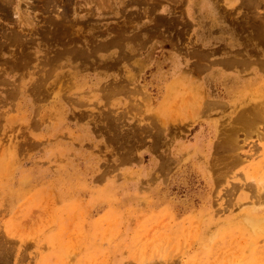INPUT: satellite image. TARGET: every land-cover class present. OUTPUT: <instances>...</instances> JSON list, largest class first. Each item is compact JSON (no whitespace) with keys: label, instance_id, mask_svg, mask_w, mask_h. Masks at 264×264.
Instances as JSON below:
<instances>
[{"label":"rangeland","instance_id":"1","mask_svg":"<svg viewBox=\"0 0 264 264\" xmlns=\"http://www.w3.org/2000/svg\"><path fill=\"white\" fill-rule=\"evenodd\" d=\"M0 82V264H264V0H0Z\"/></svg>","mask_w":264,"mask_h":264},{"label":"crops","instance_id":"2","mask_svg":"<svg viewBox=\"0 0 264 264\" xmlns=\"http://www.w3.org/2000/svg\"><path fill=\"white\" fill-rule=\"evenodd\" d=\"M196 33H195V36L198 38L197 40L199 41V42H201V43H203L204 41L203 40H205V41H208L207 40V34L208 33H204V32H201L200 30H196L195 31ZM194 36V37H195ZM214 41H217L216 43L217 44H220L221 42H220V40H216V39H214L213 41H212V44L214 43ZM213 46V45H212ZM236 47H237V45H236ZM173 60H174V62L176 63H174L175 65H174V71H178L179 69H180V67H178V65H177V63H178V61H177V58H174L173 57ZM178 60H180V58L178 59ZM183 65V64H182ZM180 72V71H179Z\"/></svg>","mask_w":264,"mask_h":264},{"label":"bare ground","instance_id":"3","mask_svg":"<svg viewBox=\"0 0 264 264\" xmlns=\"http://www.w3.org/2000/svg\"><path fill=\"white\" fill-rule=\"evenodd\" d=\"M246 6H247V5H246ZM248 15H249V14H248ZM255 17H256V16H255ZM255 17H254V18H255ZM168 22H169V21H168ZM253 22H254V21H253ZM170 23H172V22H170ZM244 23H245V22H244ZM247 24H248V23H247ZM253 26H254V25H253ZM234 27H235V26H234ZM242 29H243V27H242ZM228 31H229V30H228ZM255 33H256V36H257V32H255ZM237 34H238V33H237ZM250 35H251V34H250ZM252 35H253V34H252ZM253 36H254V35H253ZM256 36H255V37H256ZM256 39H257V38H256ZM114 40H115V39H114ZM249 40H250V39H249ZM118 41H120V40H118ZM118 41H117V43H118ZM121 41H122V40H121ZM124 41H125V40H124ZM250 41H252V40H250ZM254 41H255V40H254ZM110 42H111V41H110ZM114 42H115V41H114ZM112 43H113V42H111V44H112ZM258 44H259V42H258ZM120 45H122V44H119V46H120ZM249 46H250V45H249ZM109 47H110V46H109ZM121 49H122V48H121ZM82 51H83V50H82ZM88 51H89V50H88ZM88 51H87V52H88ZM123 51H124V50H123ZM91 52H92V51H91ZM88 53H89V52H88ZM192 53H193V52H191V55H192ZM68 54H69V52H68ZM74 54H75V53H74ZM193 54H194V53H193ZM72 55H73V54H72ZM196 55H197V54H196ZM209 55H210V54H209ZM94 57H95V56H94ZM196 57H197V56H196ZM88 58H89V57H88ZM224 59H225V58H224ZM111 60H112V58H111ZM118 60H119V58H118ZM56 62H57V61H56ZM202 62H203V61H202ZM202 65H204V64H202ZM232 65H233V63H232ZM204 66H205V65H204ZM51 70H52V69H51ZM41 71H42V70H41ZM47 71H48V70H47ZM240 71H241V70H240ZM44 74H45V73H44ZM44 74H43V75H44ZM47 76H48V75H47ZM38 80H39V79H38ZM42 80H43V79H42ZM0 83H1V82H0ZM38 85H39V84H38ZM114 88H115V87H114ZM116 88H117V87H116ZM114 92H115V91H114ZM35 93H36V92H35ZM116 93H117V92H116ZM38 94H39V93H38ZM33 95H34V94H33ZM35 95H36V94H35ZM195 102H196V101H195ZM260 107H261V106H260ZM255 109H256V108H255ZM258 109H259V108H258ZM258 109H257V110H258ZM188 110H189V109H188ZM261 110H262V107H261ZM204 111H205V110H204ZM252 112H255V111H252ZM259 112H260V111H259ZM261 112H262V111H261ZM257 113H258V112H257ZM247 114H248V113H247ZM252 114H253V113H252ZM262 115H263V114H262ZM250 116H251V115H250ZM254 117H255V116H254ZM256 118H257V117H256ZM259 118H260V116H259ZM259 118H258V119H259ZM254 119H255V118H254ZM255 121H256V120H255ZM226 139H227V138H226ZM124 141H125V140H124Z\"/></svg>","mask_w":264,"mask_h":264}]
</instances>
